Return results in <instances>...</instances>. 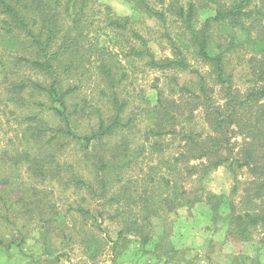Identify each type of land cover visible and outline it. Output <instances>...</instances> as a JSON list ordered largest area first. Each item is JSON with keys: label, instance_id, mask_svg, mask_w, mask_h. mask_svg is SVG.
I'll return each instance as SVG.
<instances>
[{"label": "trees", "instance_id": "trees-1", "mask_svg": "<svg viewBox=\"0 0 264 264\" xmlns=\"http://www.w3.org/2000/svg\"><path fill=\"white\" fill-rule=\"evenodd\" d=\"M125 1L134 15L97 0H0V117L17 125L0 150V207L13 214L3 219L25 240L37 213L95 257L106 223L117 225L113 252L135 235L145 247L151 218L226 202L227 238L259 228L263 244L264 0ZM150 71L153 102L138 101L128 85ZM221 166L227 195L205 186ZM17 185L21 195L6 197ZM258 253L231 264H261Z\"/></svg>", "mask_w": 264, "mask_h": 264}, {"label": "rangeland", "instance_id": "rangeland-1", "mask_svg": "<svg viewBox=\"0 0 264 264\" xmlns=\"http://www.w3.org/2000/svg\"><path fill=\"white\" fill-rule=\"evenodd\" d=\"M97 2L108 5L120 16L135 14L131 3L125 0H97ZM137 21L141 22L142 16L139 15ZM147 23L152 22L147 20ZM152 46L157 54H162V49L157 43ZM164 53H168L167 50ZM229 71L234 75V83L241 89H245L246 79L249 76L244 62H239L234 56L230 57ZM158 76H160L159 73L150 71L140 73L137 79L132 78L128 89L136 93L139 99L134 95L133 98L141 101L140 94L152 103L154 90L151 89V84ZM1 77L0 74V80ZM5 87L7 85H0L1 89ZM6 119L0 117L2 124L0 150L5 147L7 138L12 135V130L17 126L14 121L7 125ZM4 177H10L9 173ZM239 177L244 180L248 176L242 171ZM232 185L233 179L230 172L222 166L213 170L205 180L206 188L217 194L227 195ZM31 187L37 188L38 185L33 184ZM44 189L47 195L51 194V185L46 184ZM20 195L21 188L18 185L5 194L6 197ZM4 210L0 207V264H231V260L237 256H245L244 259L248 261L246 256L256 255L258 251L261 264H264V243L260 244L263 236L261 229L254 230L250 239L241 243H232L227 238L226 215L229 207L226 202H223V208L216 213L210 210L207 203L200 200L193 206L181 207L176 212L163 217L151 218L149 230L152 239L145 247L141 244L139 236L135 235L129 243L113 252L111 239H116L117 225L112 222L106 223V238L95 257H89L79 242L69 245L56 237L55 233H51V222H40L37 213L28 215V218H32L31 224L28 223L30 232L27 235L28 238L22 240L16 230L18 226L15 227L17 220H13L12 225L8 224L2 215H9L13 219V214L11 212L10 215V212L6 210L7 214H5ZM50 217L51 210L41 219ZM103 234L104 232L101 235ZM12 240L15 241V245L10 250H6L5 243ZM17 243L20 245L16 246ZM45 244L48 247L47 251H45Z\"/></svg>", "mask_w": 264, "mask_h": 264}]
</instances>
